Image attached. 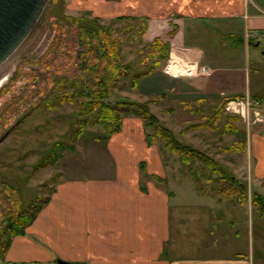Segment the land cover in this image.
<instances>
[{
    "label": "crops",
    "instance_id": "crops-1",
    "mask_svg": "<svg viewBox=\"0 0 264 264\" xmlns=\"http://www.w3.org/2000/svg\"><path fill=\"white\" fill-rule=\"evenodd\" d=\"M65 5L71 14L88 13L103 22L118 17L147 19L144 40L160 38L169 44L168 60L146 77L149 86L160 90L153 97L215 104L239 97L233 100L263 103L259 70L252 67L259 66L262 58L253 56L252 61L250 54L264 46V0H65ZM173 28L177 32L170 39ZM247 127L248 136L255 128ZM150 134L140 118L128 116L122 119L120 132L106 140L79 142L58 163L60 177L49 203L23 236L12 239L3 264H57V260L73 264H254V257L238 243L232 247L231 233L222 229L210 232L221 240L219 245L213 242L214 248L204 254L186 253L179 226L181 207L173 202L175 191L169 185L175 186L179 168L164 154L159 141L149 143ZM243 142L249 167L251 147L247 138ZM87 153L108 157L112 170L107 179L74 175L84 170ZM195 189L207 198L208 206L202 208L232 202L210 191L203 193L196 182ZM248 201L251 204L249 194L239 204L247 208ZM201 213L202 209L198 218L206 222L208 217ZM172 222L176 232H172Z\"/></svg>",
    "mask_w": 264,
    "mask_h": 264
},
{
    "label": "rangeland",
    "instance_id": "rangeland-1",
    "mask_svg": "<svg viewBox=\"0 0 264 264\" xmlns=\"http://www.w3.org/2000/svg\"><path fill=\"white\" fill-rule=\"evenodd\" d=\"M56 5L50 4V0H48L28 37L0 66V81L5 79L0 86V192L6 186L11 188V191L3 196V198L11 196L10 200L8 199L6 204H0V224L1 216L5 210L25 208L38 198L48 196L50 191L55 188L60 177L58 164L35 173H33V168L57 142L70 140L69 144L76 146L81 141L86 144L93 138L104 134L99 127L87 128L80 138L74 139L72 130L76 124L79 112L77 102L80 99H75L72 103H62L56 101L55 95L57 94L52 92L51 78L54 77L55 70L69 67L74 61L71 50L66 47L56 50L50 58H44L55 37ZM68 11L64 5L62 13L65 15L80 16L84 14L80 12L71 14ZM111 21L106 20L101 23L107 25ZM134 23H137L139 27L132 30L131 33L136 32L138 35L140 23L136 21L116 22L111 27L120 32ZM130 37L131 34L124 37V62H131L132 69H134L145 57V53H143L138 59L135 58L136 51L143 47L146 41L144 40L139 47H132L129 44ZM253 56L257 59L262 58L259 66L252 64V67L259 70L257 79L262 84L260 97L264 103V46L251 51L252 61ZM149 83L145 77L139 80L137 89L131 90L126 87L123 90H114L111 99L130 98L138 102L152 99V95L160 90L152 88ZM163 99L157 101L156 105L150 109L160 123L174 133L178 141L206 153L230 176L232 173L236 175L238 178L236 180L245 187L249 194V200L253 198L254 193H259L264 198V122L258 120H264L263 103L253 99H239L242 103L249 101L251 105L250 111H248V120L244 119L240 113L226 110L227 103L223 117L215 124L217 131L199 129L180 135L179 132L182 129L210 118L213 114L212 106L217 104L205 102L203 105L199 104L187 110L183 109L181 103L174 98L167 99L164 96ZM227 117L238 120L231 123L239 131L237 134L218 133L227 123ZM247 126H250L249 129L255 128L252 132L249 131L248 136L245 133ZM246 138L251 147L252 158L249 167L246 162L248 157L246 153L222 152L223 147L246 140ZM72 140L75 141L71 144ZM159 142L160 148H163V144L161 141ZM162 151L179 168V175L175 177L177 180L175 186L171 182L169 185H172L171 189L175 191L173 202L177 201L178 208L181 207L179 208L181 214L179 226L183 231L182 247H186V253L204 254L208 249H213L215 245L212 243L216 241L219 245L221 240H216L215 234L211 235L210 232L222 229L231 233L230 239L234 240L232 247L238 243L244 253L248 252L251 257H254V264H264V213L260 214L252 203L250 204V201L246 208V206L236 203L234 199L231 200L232 202L224 200L223 203H219L220 205L214 204V209L202 208L201 206H208L207 198L201 197V194L195 189V182L198 183L202 191H210L213 195L219 187L218 178L220 176L212 174L207 167L197 162L185 165L178 156L165 149ZM88 154L90 153L84 155V170L76 171L78 173L74 175H84L86 179L89 177L107 179L111 175L109 174L110 170H112L108 157L104 154L97 156L94 154L89 157ZM64 155L68 156L69 153L66 152ZM246 168H249V173ZM177 182L182 186L178 187ZM190 188H194V190L189 192ZM212 197L210 195L209 199L212 200ZM201 200L205 201L200 203ZM201 209V214L208 217L206 222L205 219L198 218ZM172 228V232L177 231L174 228V222H172ZM188 240H191L192 243L186 246ZM194 240L199 241L195 243ZM224 245L229 248L230 242L226 241Z\"/></svg>",
    "mask_w": 264,
    "mask_h": 264
},
{
    "label": "trees",
    "instance_id": "trees-1",
    "mask_svg": "<svg viewBox=\"0 0 264 264\" xmlns=\"http://www.w3.org/2000/svg\"><path fill=\"white\" fill-rule=\"evenodd\" d=\"M50 4H57L54 15L56 29L55 37L44 58H50L56 50H61L63 47L71 50L74 57H72L74 61H72L71 66L55 70L54 77L51 78L52 92L57 94L55 95L56 101L72 103L75 99H80L77 102L79 112L72 130V137L78 139L87 128L99 127L104 134L93 139L103 141L120 132L124 117L136 116L143 121L144 127L151 131V134L148 135L150 144L159 140L164 149L178 156L183 164L189 165L197 162L207 167L212 174L220 176L218 178L219 187L215 196L219 199H236L238 203L244 204L247 200V192L244 186L240 185L233 176L227 174L206 153L178 141L174 133L163 126L152 113L150 106L162 100L163 95H157L144 102L130 98L111 99L114 90H123L126 87L131 90L136 89L139 80L160 70L162 63L168 60L169 44L160 38H155L149 43L144 42V46L136 51V59L145 53L144 59L136 68L132 69L131 62H124V37L131 34L129 44L132 47H139L146 36L147 19L118 17L113 19L110 24L105 25L101 23L99 18L91 17L88 13L80 16L63 14L62 8L65 5V0H50ZM128 21L140 23L138 35L136 32L131 33L132 30L139 27L137 23L129 25L120 32L111 27L116 22L126 23ZM176 32L177 28H173V31L168 33V38L172 39ZM237 98L239 97L223 99L217 105L212 106L213 114L210 118L182 129L179 134L184 135L199 129L217 131L215 124L223 117L226 104ZM180 103L183 109L190 110L193 106L203 105L205 101L201 99L181 100ZM227 118V123L218 133L236 134L237 129L231 123L238 120ZM74 141L72 140L71 144ZM69 143L70 140L57 142L35 164L33 173L57 165L60 160L64 159V153H73L76 146ZM245 150L246 143L243 141L222 148V152L233 154H239ZM197 188L202 191L198 183ZM55 190L56 188L52 189L48 196L38 198L25 208L7 209L3 212L0 224V264L4 263L12 239L25 234L26 229L35 221L43 207L49 203L50 196ZM8 191H11V188L6 186L0 192V204H6L8 199L10 200L11 196L3 198ZM202 192L208 193L204 190ZM251 203L260 214L264 213V198L259 193H254ZM260 217L263 216L260 215Z\"/></svg>",
    "mask_w": 264,
    "mask_h": 264
},
{
    "label": "water",
    "instance_id": "water-1",
    "mask_svg": "<svg viewBox=\"0 0 264 264\" xmlns=\"http://www.w3.org/2000/svg\"><path fill=\"white\" fill-rule=\"evenodd\" d=\"M48 0H0V66L19 48ZM57 264H73L57 260Z\"/></svg>",
    "mask_w": 264,
    "mask_h": 264
},
{
    "label": "built area",
    "instance_id": "built-area-1",
    "mask_svg": "<svg viewBox=\"0 0 264 264\" xmlns=\"http://www.w3.org/2000/svg\"><path fill=\"white\" fill-rule=\"evenodd\" d=\"M250 107H251V105H250L249 101H244L242 103L239 100H231L228 102V107L226 108V110H231L234 113H240L244 119L248 120V117H249L248 111H250ZM239 108H240V111H239ZM256 115H258V114H256ZM258 120L264 122V120H262V119H258Z\"/></svg>",
    "mask_w": 264,
    "mask_h": 264
},
{
    "label": "bare ground",
    "instance_id": "bare-ground-1",
    "mask_svg": "<svg viewBox=\"0 0 264 264\" xmlns=\"http://www.w3.org/2000/svg\"><path fill=\"white\" fill-rule=\"evenodd\" d=\"M4 80H5V79H3V80L0 81V86H1V84L3 83ZM231 105H232V104H231Z\"/></svg>",
    "mask_w": 264,
    "mask_h": 264
}]
</instances>
